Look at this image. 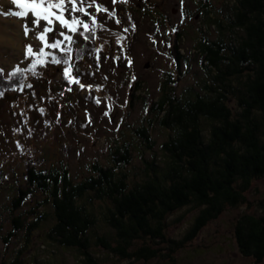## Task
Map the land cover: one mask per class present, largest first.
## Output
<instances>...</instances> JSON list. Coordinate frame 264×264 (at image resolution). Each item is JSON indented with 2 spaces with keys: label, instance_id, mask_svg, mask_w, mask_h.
I'll list each match as a JSON object with an SVG mask.
<instances>
[{
  "label": "rangeland",
  "instance_id": "1",
  "mask_svg": "<svg viewBox=\"0 0 264 264\" xmlns=\"http://www.w3.org/2000/svg\"><path fill=\"white\" fill-rule=\"evenodd\" d=\"M203 1L183 0L182 5L181 0H129L127 4L114 5L112 0H98L109 11L115 8L121 24L107 19L102 12L99 19L106 27L97 31V38L73 37L76 41L71 45L73 75L79 76L85 85L102 86L99 91L94 87L91 97L87 89L81 90L78 85H71L72 91H67L69 85L62 77V67L51 63L38 67L35 76L31 72L24 73L23 82L31 83L32 88L20 91L17 83L11 88L0 89L4 91L0 97V264L15 257L21 259V264H89L76 248L62 246L48 235L54 216L50 204L37 205L45 196L42 191L34 189L15 209L12 208L13 199L19 189L27 188L26 172L30 166L45 169L60 164V169H69L76 182L90 173L86 169L88 164L94 161L112 164L109 147H113L114 140L131 143L133 162L127 166L131 181L142 179L146 160L162 163L166 157L163 143L170 131L155 120L151 104L160 95L166 79L175 83L179 95H184L189 88L192 92L200 91L204 82L209 83L207 68L196 46L205 38L210 40L220 35V28L214 26L211 16L219 17L226 24L233 15L235 0H206L207 5ZM17 10L11 0H0V68L4 69V76L14 66H29L26 46L39 44L34 35L36 29L29 25L32 30L25 36L23 24L27 21L9 15ZM132 23L136 25L135 30L131 29ZM124 27L129 31L123 32ZM229 34L230 31L225 36ZM118 37L126 39L118 43ZM174 46L183 55L178 61ZM97 48L101 49L99 67L94 51ZM46 51L58 57L63 55L58 50ZM128 59L132 61L131 66ZM93 98H99L101 103L96 104ZM228 102L236 107L233 97ZM108 106H111L110 111ZM41 108L43 114L39 111ZM106 111L108 115H104ZM146 123L155 142L152 149L146 148L134 132ZM244 195L242 204L226 208L217 218L207 222L198 235L175 249L174 259L164 256L168 253V243L151 244L162 249L149 259L121 258L113 254L94 242L97 235L109 232L114 236L103 219L90 230V251L99 264H264V257L257 262L239 252L234 232L243 213H264V176L254 179ZM96 200L97 211L99 203H103ZM35 211L45 212L46 220L27 242L25 225ZM16 216L24 219L23 226L14 224ZM195 216L193 207L169 214L167 235L181 239ZM143 244L144 241L138 239L134 247Z\"/></svg>",
  "mask_w": 264,
  "mask_h": 264
},
{
  "label": "trees",
  "instance_id": "2",
  "mask_svg": "<svg viewBox=\"0 0 264 264\" xmlns=\"http://www.w3.org/2000/svg\"><path fill=\"white\" fill-rule=\"evenodd\" d=\"M234 2L228 23L210 17L220 35L205 38L196 46L209 83L204 82L200 91L189 88L179 95L175 83L166 79L151 104L155 120L170 131L163 143L166 157L162 163L146 160L142 179L131 181L127 168L133 162L131 143L114 140L109 147L112 164L94 161L86 166L90 173L76 182L60 164L45 169L30 166L26 172L29 184L18 190L12 208L20 207L34 189L42 191L45 196L37 205L51 206V239L76 248L85 262L99 264L90 251L89 234L102 219L114 236L107 232L97 235L94 242L113 254L149 259L162 249L151 244L168 243V253L160 255L174 259L175 249L198 235L207 222L226 208L242 204L251 182L264 176V0ZM228 31L231 34L226 37ZM174 49L178 61L183 55ZM15 84L7 76L0 78V89ZM232 97L235 108L228 102ZM149 129L146 123L134 132L152 149L155 142ZM96 199L103 203L97 211ZM184 207L196 209L193 223L181 239L170 238L166 233L168 215ZM33 213L25 225L27 242L47 216L43 211ZM13 222L24 225L20 216ZM234 232L239 252L261 261L264 213H243ZM138 239L144 244L135 248ZM21 262L15 257L6 264Z\"/></svg>",
  "mask_w": 264,
  "mask_h": 264
},
{
  "label": "snow or ice",
  "instance_id": "3",
  "mask_svg": "<svg viewBox=\"0 0 264 264\" xmlns=\"http://www.w3.org/2000/svg\"><path fill=\"white\" fill-rule=\"evenodd\" d=\"M12 4L19 10L10 12L9 15L20 18L22 21H27L23 24V34L28 36L32 29L37 31L34 33L36 40L39 42L38 46L33 45L26 46L25 55L30 60L29 66L21 68L20 66H14L7 73V79L14 84L18 83V89L23 91L24 88H32L31 83L25 84L23 82V76L26 72H31L34 76L37 75V68L46 66L51 63L56 66L62 67V77L66 81L69 87L67 91H72L71 85H78L81 90H88L89 97L95 87V90H101L102 86L85 85L81 83L79 76H74V65L72 63V44L76 43L73 39L74 35L83 37L84 40L94 39L98 30H104L106 23L99 19V14L104 13L107 19L114 20L117 25L121 24V20L117 18L115 8L109 11L104 5L98 3V0H11ZM129 0H112L115 5L117 3L127 4ZM183 5V0H181ZM94 9L93 12H89L88 9ZM84 17L88 19L85 20ZM129 20L131 17L129 16ZM58 26V27H57ZM131 29L135 30V23L131 24ZM159 31V29H157ZM175 30V29H173ZM129 28L124 27L123 32H128ZM68 33H71L68 34ZM51 35L52 39L49 40ZM62 37V39L57 38ZM126 39L125 37H118L117 42ZM67 42V43H65ZM156 41L153 40V43ZM163 42V41H161ZM46 49L58 50L63 53L62 56H56L53 52H48ZM96 53L95 59L97 60V67H99L100 60V48L94 50ZM51 57L49 60L48 58ZM115 59H120L116 57ZM128 65L131 66L132 61L128 59ZM5 71L0 68V78H3ZM107 79V77H105ZM135 79V77H133ZM13 91L17 88H12ZM63 95V91L59 93ZM4 95V91L0 90V97ZM35 95V93H33ZM89 97H86L88 99ZM41 99H44L41 97ZM96 104H100L99 98H93ZM108 110H111V106H108ZM39 111L43 114L44 109ZM59 115V114H58ZM108 115V111L104 113ZM91 123V120L88 121ZM16 131H19L18 129Z\"/></svg>",
  "mask_w": 264,
  "mask_h": 264
},
{
  "label": "flooded vegetation",
  "instance_id": "4",
  "mask_svg": "<svg viewBox=\"0 0 264 264\" xmlns=\"http://www.w3.org/2000/svg\"><path fill=\"white\" fill-rule=\"evenodd\" d=\"M128 15V14H127Z\"/></svg>",
  "mask_w": 264,
  "mask_h": 264
}]
</instances>
